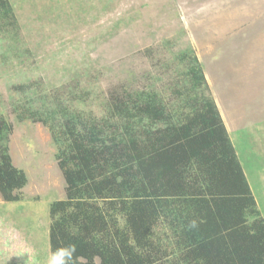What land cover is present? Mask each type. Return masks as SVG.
Here are the masks:
<instances>
[{
    "label": "trees",
    "instance_id": "trees-1",
    "mask_svg": "<svg viewBox=\"0 0 264 264\" xmlns=\"http://www.w3.org/2000/svg\"><path fill=\"white\" fill-rule=\"evenodd\" d=\"M17 31L0 0V33ZM156 87H115L97 116L59 97L13 104L20 120L51 131L66 197L50 205V246L61 264H264V215L194 49ZM68 97L86 100L75 88ZM74 96V97H73ZM13 126L0 112V193L21 201L26 173L9 153Z\"/></svg>",
    "mask_w": 264,
    "mask_h": 264
},
{
    "label": "rangeland",
    "instance_id": "rangeland-1",
    "mask_svg": "<svg viewBox=\"0 0 264 264\" xmlns=\"http://www.w3.org/2000/svg\"><path fill=\"white\" fill-rule=\"evenodd\" d=\"M9 1L17 31L0 33V112L28 184L19 202L0 193V264H53L50 205L66 197L51 131L13 113L26 97L15 87L97 116L109 91L127 83L171 100L164 85L183 74L175 61L183 49L202 64L264 215V0ZM77 87L89 95L70 102Z\"/></svg>",
    "mask_w": 264,
    "mask_h": 264
},
{
    "label": "clouds",
    "instance_id": "clouds-1",
    "mask_svg": "<svg viewBox=\"0 0 264 264\" xmlns=\"http://www.w3.org/2000/svg\"><path fill=\"white\" fill-rule=\"evenodd\" d=\"M62 254H63V250H61V252L57 253V255L53 257V264H61V261L57 259V256Z\"/></svg>",
    "mask_w": 264,
    "mask_h": 264
}]
</instances>
